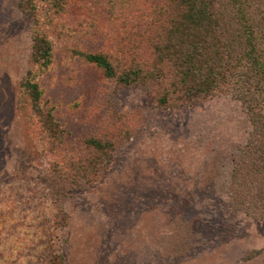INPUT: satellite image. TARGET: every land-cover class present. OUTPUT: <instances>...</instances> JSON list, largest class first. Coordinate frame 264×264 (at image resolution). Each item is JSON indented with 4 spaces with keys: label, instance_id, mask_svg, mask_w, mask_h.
<instances>
[{
    "label": "rangeland",
    "instance_id": "1",
    "mask_svg": "<svg viewBox=\"0 0 264 264\" xmlns=\"http://www.w3.org/2000/svg\"><path fill=\"white\" fill-rule=\"evenodd\" d=\"M55 1L64 11L41 85L62 140L22 83L40 8L52 4L0 0V264H264V221L229 192L231 158L252 131L241 102L224 93L161 106L154 87L119 86L77 57L135 38L158 0ZM110 104L119 115L103 111ZM96 136L110 145L90 161Z\"/></svg>",
    "mask_w": 264,
    "mask_h": 264
},
{
    "label": "trees",
    "instance_id": "2",
    "mask_svg": "<svg viewBox=\"0 0 264 264\" xmlns=\"http://www.w3.org/2000/svg\"><path fill=\"white\" fill-rule=\"evenodd\" d=\"M49 1L52 7L40 8L38 19L44 21L37 20L34 27L33 65L22 83L43 128L62 140L66 133L55 117L56 105L41 85L53 64L50 31L58 25L53 17L59 9L64 11L63 5ZM137 21L132 28L135 38L120 40L104 52H78L77 57L119 86L154 87V98L161 106L192 105L224 93L239 100L252 131L231 158L230 197L236 210L264 221V0H158ZM105 110L120 114L113 104ZM113 131L116 135L114 127ZM101 139L96 136L87 141L90 161L109 148ZM182 241L176 255L189 249ZM49 262L58 264L57 257Z\"/></svg>",
    "mask_w": 264,
    "mask_h": 264
}]
</instances>
